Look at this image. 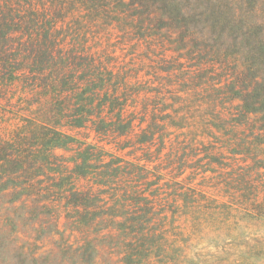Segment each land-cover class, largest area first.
Returning <instances> with one entry per match:
<instances>
[{
	"label": "trees",
	"instance_id": "16d2710c",
	"mask_svg": "<svg viewBox=\"0 0 264 264\" xmlns=\"http://www.w3.org/2000/svg\"><path fill=\"white\" fill-rule=\"evenodd\" d=\"M233 209L264 216V0H0V260L183 264L178 219Z\"/></svg>",
	"mask_w": 264,
	"mask_h": 264
},
{
	"label": "rangeland",
	"instance_id": "374dc122",
	"mask_svg": "<svg viewBox=\"0 0 264 264\" xmlns=\"http://www.w3.org/2000/svg\"><path fill=\"white\" fill-rule=\"evenodd\" d=\"M19 97L21 99L19 100ZM13 106H8L7 109L14 110L13 112H6L7 117H12L7 123L9 130L25 129L27 135L30 134L31 124V94L20 93L19 91L14 94L11 101ZM6 104V99L2 100ZM22 109H18V108ZM19 110V111H16ZM90 140V138H89ZM108 147V146H107ZM115 146L110 149L117 154L124 155L126 159H134V154H126V150H116ZM141 155V153H139ZM152 166V164L150 165ZM200 178H196L193 184L196 185ZM206 191L209 199H215L222 203H230V198L224 193L222 184L216 183L215 180H205L202 185H199ZM218 216V215H217ZM222 222L217 225L212 223L211 218L207 216L201 219L202 224L196 231L192 230L191 218L180 217L176 224L180 227L177 230L182 231L179 235L176 246L180 248V256L184 258L183 264H214L215 256H225L227 259L218 262V264H264V216H246L243 210L233 209L230 211V216L224 218ZM16 240L18 244L29 246L34 243V231L31 229V223L25 227L18 222L17 224ZM60 236L44 235L36 241V244L41 247L39 252H48L56 250L55 241H58ZM73 240V238H71ZM240 250V252H239ZM8 249L7 253L11 257ZM248 252V254L243 252ZM5 254H1L0 264H14L10 258L9 261L4 263ZM116 254L111 256V264H120L117 260ZM107 255L102 252L97 258V264H105L104 260ZM2 261V262H1ZM16 264V263H15ZM148 264H154L150 261Z\"/></svg>",
	"mask_w": 264,
	"mask_h": 264
}]
</instances>
